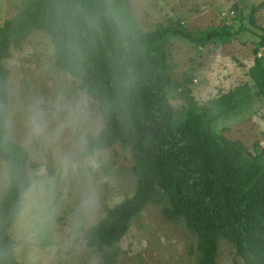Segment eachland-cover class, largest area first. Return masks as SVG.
<instances>
[{"label":"trees","instance_id":"1","mask_svg":"<svg viewBox=\"0 0 264 264\" xmlns=\"http://www.w3.org/2000/svg\"><path fill=\"white\" fill-rule=\"evenodd\" d=\"M238 7L237 3L234 5ZM264 1L250 8L248 22ZM115 13L119 28L112 20ZM36 31L46 33L59 68L80 81L97 102L103 127L89 142L102 151L115 145L132 155L135 192L110 209L90 230L87 246L110 264L107 249L127 233L131 222L164 192L169 220L183 218L196 240V264H217L221 239L228 240L244 264H264V157L253 156L239 141L227 139L216 125L240 111L255 94L264 98V28H260L250 83L239 85L202 105L186 97V111L176 120L167 93L178 89L166 44L173 37L196 46L230 43L229 26L191 33L171 23L142 32L124 0H22L14 17L0 27V84L8 80L2 61ZM69 45L77 51L69 55ZM5 95L0 91V101ZM28 168L26 150L13 143L0 149V161ZM14 192L0 201L6 214ZM8 236L0 232V246ZM0 264H19L14 254Z\"/></svg>","mask_w":264,"mask_h":264},{"label":"rangeland","instance_id":"2","mask_svg":"<svg viewBox=\"0 0 264 264\" xmlns=\"http://www.w3.org/2000/svg\"><path fill=\"white\" fill-rule=\"evenodd\" d=\"M136 18L139 29L150 33L171 23L183 25L189 32H202L211 26H229L236 33L230 43L216 42L196 46L173 37L166 44L170 52L172 76L179 85L167 93L176 120H182L186 111V97L202 105L214 103L229 90L250 83L249 68L253 64V49L257 46L260 28H264V9L255 15L258 28L248 22L250 8L264 0H124ZM22 0H0V27L18 12ZM237 3L238 7L235 8ZM264 55V47L260 49ZM8 80L16 85L23 103L33 97L52 100L58 89L68 94L80 91V81L62 71L54 58V47L49 36L36 31L19 46L10 49L2 61ZM93 98V97H92ZM95 111L97 102L93 98ZM99 113V112H98ZM103 127V120H102ZM102 127L98 130L102 129ZM225 129L223 135L241 142L257 157H264V98L254 95L243 108L216 125ZM93 134L89 142L96 136ZM23 123L17 122L15 144L28 154V168L55 170V159L50 151L30 149L23 143ZM67 146V140L65 141ZM131 152L115 145L101 152L100 167L88 175L70 178L63 187L66 194L64 211L58 217L55 236L60 237L56 251L48 264H104L103 258L87 246L91 228L106 213L131 198L135 192ZM84 183L98 194V212L95 218L77 234L71 245L63 237L73 207L79 200ZM164 192L156 189L151 202L131 222L127 233L113 247L107 249L110 264H196V240L183 218L169 220L164 209L169 207ZM19 264H28L26 252L14 254ZM217 264H244L235 247L226 239L219 241Z\"/></svg>","mask_w":264,"mask_h":264},{"label":"clouds","instance_id":"3","mask_svg":"<svg viewBox=\"0 0 264 264\" xmlns=\"http://www.w3.org/2000/svg\"><path fill=\"white\" fill-rule=\"evenodd\" d=\"M111 16L119 28L116 14ZM75 51V46L69 45V55ZM0 91L5 95L0 101V149L15 143L21 119L23 143L30 149L50 151L55 159L54 172L43 166L33 170L12 160L0 161V201L14 192L6 214L0 216V232L8 236L7 245L0 246V258L26 252L28 264H48L61 239L55 236V228L66 202L64 185L70 178L100 167L102 150L90 147L89 140L102 127V117L86 89L68 94L60 88L52 100L33 97L27 103L21 102L11 81L0 84ZM97 212L98 194L84 183L64 243L71 245Z\"/></svg>","mask_w":264,"mask_h":264}]
</instances>
